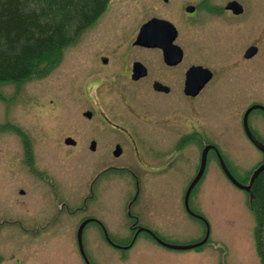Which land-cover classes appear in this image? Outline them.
Segmentation results:
<instances>
[{
	"label": "flooded vegetation",
	"instance_id": "1",
	"mask_svg": "<svg viewBox=\"0 0 264 264\" xmlns=\"http://www.w3.org/2000/svg\"><path fill=\"white\" fill-rule=\"evenodd\" d=\"M130 1L127 12H104L73 42L86 35L70 81V133L61 132L55 112L41 111L31 118L38 123L12 124L4 134L0 193L16 208L0 211V227L20 230L37 245L28 246L26 256L0 253V264H43L38 240L57 227L66 248L70 231L77 239L81 224L82 242L86 230H102L112 246L129 250L144 232L164 246L161 230L183 215L202 219L196 191L212 161L231 183L230 177L239 181L250 171L239 177L223 152L251 145L262 154L255 168L264 162L258 145L264 146L258 129L264 122V0ZM114 2L127 6L129 0ZM250 16H256L253 23ZM147 22V44L135 43ZM219 99L224 113L218 115ZM237 136L242 144L233 143ZM82 148L87 153L79 172L72 163ZM59 150L69 162L57 161ZM204 153V170L187 195ZM82 172L79 185L75 177ZM169 176L184 181L180 194L155 196ZM121 181L126 191L109 214L102 207L104 187ZM62 183L70 186L73 204L54 193ZM50 203L53 212L34 217ZM119 211L125 219L114 224ZM112 226L128 234L109 237Z\"/></svg>",
	"mask_w": 264,
	"mask_h": 264
},
{
	"label": "rangeland",
	"instance_id": "2",
	"mask_svg": "<svg viewBox=\"0 0 264 264\" xmlns=\"http://www.w3.org/2000/svg\"><path fill=\"white\" fill-rule=\"evenodd\" d=\"M126 5L123 6L121 2L116 3L111 0L105 15L123 14L131 9V1L129 0ZM256 16H250L251 23L254 22ZM85 37L86 35H82V39L76 45L72 43L64 48L56 64L42 74L34 73L18 85L0 84V156L6 145L7 136L4 134H7L10 129L13 130L12 124L38 123V120H31V118H37L41 111L55 112L58 122L64 125L60 127V130L63 128L61 132L70 133V126L65 122L66 120L70 122V81L76 73ZM48 100H53L54 103L49 105ZM219 112L224 113L221 108V99L218 101V115ZM258 129L264 138V122L260 123ZM232 141L242 144L243 139L237 136L233 137ZM85 152L84 148L74 152L80 157L72 165H78L79 172L83 166ZM222 154L234 167L239 177H245L262 157V154L251 145L227 150ZM57 161L60 164L66 163L70 161V157L63 158L60 151ZM181 165L188 166L189 163ZM2 175L3 173H0V176ZM84 175L82 172L79 177H75L79 185H82ZM170 175H173V172ZM114 181L118 182L120 179L116 178ZM74 184L75 182L72 183L73 186ZM181 184H184V181L169 176L161 184V188L154 191V194L155 196L163 194L168 199L173 198L174 194H180ZM113 186L116 189L111 183H107L103 190L102 200L105 203H102V207H105V211L109 214L113 213L115 204L117 205L118 199L126 191L123 188L126 187L124 181H121V186L117 183ZM14 192V196L19 197L17 190ZM79 192L81 191L76 184L72 193L79 198ZM54 193L67 205L73 204L70 201V198L72 200L73 198L67 183L60 184ZM196 195L202 219L195 220L183 215L182 219L164 228L161 233L163 239L171 244L186 245L201 239L208 230V242L201 248L184 250L168 248L155 242L147 233L141 232L131 249L118 250L109 243L102 230H86L82 245L88 260L93 264H262L255 246L257 223L249 208L246 193L224 177L215 161L210 163L198 184ZM10 198L13 203L14 198L12 196ZM52 206L53 204L50 203L45 213L33 211L34 217L39 218L40 214L53 212ZM15 208L8 204L7 198L0 193V211ZM115 214L114 224L121 217L125 219L122 213L120 216V211ZM107 234L109 237L123 239L128 232L123 226H112ZM63 240L60 229L57 227L48 236L38 240V246H40L38 260L43 264H85L75 232L70 231V242L66 248L63 247L66 245ZM30 245H37V243L34 244L32 239L24 237L20 230L18 232L16 229L5 230L0 227V247H2L0 253L2 255L12 252L26 256L28 250L25 252V249Z\"/></svg>",
	"mask_w": 264,
	"mask_h": 264
},
{
	"label": "trees",
	"instance_id": "3",
	"mask_svg": "<svg viewBox=\"0 0 264 264\" xmlns=\"http://www.w3.org/2000/svg\"><path fill=\"white\" fill-rule=\"evenodd\" d=\"M111 0H0V84L18 85L59 60ZM251 171L249 172V174ZM249 174L239 179L248 182ZM248 205L256 220L255 246L264 264V169L251 184ZM200 248V247H198Z\"/></svg>",
	"mask_w": 264,
	"mask_h": 264
},
{
	"label": "water",
	"instance_id": "4",
	"mask_svg": "<svg viewBox=\"0 0 264 264\" xmlns=\"http://www.w3.org/2000/svg\"><path fill=\"white\" fill-rule=\"evenodd\" d=\"M148 27H149V22L147 23H144L137 35V38L135 40V43H145L147 44L148 40H149V30H148ZM177 53L175 52L174 55H171V56H174L177 58ZM66 142H70V138H68L66 140ZM260 147L259 148H264V146L258 144ZM261 148V149H262ZM263 152H264V149H262ZM205 162H206V157H205V153L203 154V157H202V162H201V167H200V171H199V174L196 176V178L193 180V182L191 183V185L189 186L188 188V191H187V195L189 194L191 188L195 185V183L197 182V180L200 178V175L202 173V171L204 170V167H205ZM220 163L221 165L224 167L226 173H227V170L224 166V163L220 157ZM264 169V162L262 164H260L256 169H254V171L252 172L250 178H249V181L247 184H243V183H240L239 181H237L236 179L230 177V180L232 181V183L237 186L238 188H241L243 189L244 191H246L248 194H249V199H252L253 198V194L251 192V184L253 182V180L256 178V176L259 174L260 171H262ZM229 175V174H228ZM82 228H83V224L80 225L79 229H78V232H77V238H78V245H79V249H80V252L82 254V256L84 257V259L86 261L87 258L85 256V253H84V250H83V246H82V240H81V233H82ZM209 235V231L207 230L203 236V238L195 243H189V244H186V245H174V244H171V243H167V242H162V244L168 248H173V249H192V248H196V247H199V246H202L203 244H205L208 240V236Z\"/></svg>",
	"mask_w": 264,
	"mask_h": 264
}]
</instances>
